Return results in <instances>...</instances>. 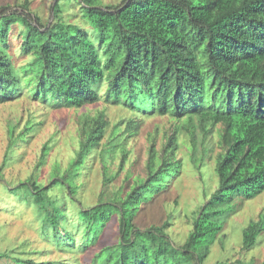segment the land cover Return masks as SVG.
I'll return each instance as SVG.
<instances>
[{"label":"trees","instance_id":"1","mask_svg":"<svg viewBox=\"0 0 264 264\" xmlns=\"http://www.w3.org/2000/svg\"><path fill=\"white\" fill-rule=\"evenodd\" d=\"M61 1L76 3L81 22L63 15ZM22 6L20 12L0 6V102L24 88L38 100L75 109L104 98L135 112L182 121L193 145L196 131L204 137L217 127L220 149L214 161L216 186L190 220L182 244L175 245L167 234L170 222L144 226L138 221L142 204L165 191V181L182 167L176 130L159 147L149 146L144 177L118 197L77 209L75 223L68 226L64 204L50 195V187L63 186L74 199L73 178L105 134L107 122L99 115L84 123L78 149L63 171L57 165L47 184L30 175L9 191L33 205L41 238L60 250L85 251L117 216L116 241L102 246L92 264H204L237 201L264 191V0H120L110 5L58 0L51 22L45 23L29 13L26 3ZM14 35L19 52L28 57L19 67L11 52ZM263 231L264 217L251 220L242 230V248L255 245ZM18 254L0 251V264H64Z\"/></svg>","mask_w":264,"mask_h":264},{"label":"rangeland","instance_id":"2","mask_svg":"<svg viewBox=\"0 0 264 264\" xmlns=\"http://www.w3.org/2000/svg\"><path fill=\"white\" fill-rule=\"evenodd\" d=\"M57 1L0 0V6L20 12L26 3L29 13L45 23L51 22L52 5ZM119 1L100 0V3L110 5ZM60 3L66 18L81 22L75 2ZM13 40L11 52L19 67L28 57L19 52L16 35ZM99 115L107 122L105 134L90 150L73 178L76 187L74 199L68 198L69 192L63 186L51 184L53 186L50 187V195L64 204L65 222L72 226L77 209H88L100 199L115 198L123 194L124 188L129 190L134 179L145 176L149 146L154 143L159 147L165 137L176 130V157L182 160V167L175 178L165 181V191L142 204L138 221L144 226L170 222L166 231L171 241L175 245L185 241L191 228L190 220L216 186L214 161L220 150L217 127L204 137L196 131V143L193 145L190 134L181 128L183 122L168 116L135 112L104 98L76 109L57 106L34 98L24 88L15 98L0 102V251L13 249L22 258L41 263L50 260L64 264H92L94 254L102 246L116 241L118 218L114 216L94 246L79 252L60 250L47 238H41L40 221L33 205L20 201L9 192L12 185L30 175H36L40 182L47 184L55 166L59 165L63 171L78 149L84 123ZM130 119L134 122L129 128ZM123 151L126 155L122 161ZM260 216L264 217V191L250 199L237 201L235 211L226 219L224 229L211 245L204 264L236 259L264 261V231L252 247L243 249L241 246L243 228ZM3 264L11 263L6 261Z\"/></svg>","mask_w":264,"mask_h":264}]
</instances>
